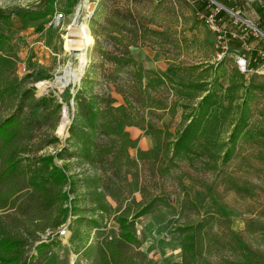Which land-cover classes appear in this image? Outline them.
<instances>
[{"label": "rangeland", "instance_id": "rangeland-1", "mask_svg": "<svg viewBox=\"0 0 264 264\" xmlns=\"http://www.w3.org/2000/svg\"><path fill=\"white\" fill-rule=\"evenodd\" d=\"M66 1L56 0L51 15L21 26L13 15L7 22L0 21V31L10 38L11 52L16 56L14 70L0 75L1 80L15 84L19 90H31L21 109L22 115H31L36 121L28 142L29 155L55 154L66 144L68 127L76 113L73 96L80 85L85 91L83 95L91 91L105 100L109 98L113 105L123 102L121 90L136 81L129 71L130 64L117 68L112 62L119 52L129 56L136 69L166 74L173 81L185 82L192 78L195 73L189 70L190 65L202 62L215 66L218 62L215 59L217 33L201 16L203 11L198 14L194 11L196 2L192 5L184 0H91L90 6L94 5V9L88 27L92 43L84 49L85 63L79 79L61 88L52 85L55 76L68 62H76L74 52L64 50V36L68 33L66 24L73 11V6L69 12L65 10ZM39 5L40 0H0L3 10L24 11ZM59 12L64 18L58 24L51 23L53 14ZM128 13L138 29L133 40L125 38L130 35ZM111 21L118 22L121 34L110 31ZM239 55L248 56L241 48L227 45L218 70L223 74L219 79L221 83L226 84L225 75L236 68L234 60ZM248 68L244 85L252 80L255 86L247 94L248 117L231 157L224 163L218 158L214 162L203 155L191 154L188 160H175V166L160 175L157 168L165 163L162 157L166 153L165 143L187 123L191 108L179 106L167 80L166 86L148 89L149 97L162 99L166 108L141 106L140 95L137 92L130 95L131 102L124 101L130 117L119 119L115 129L118 134L126 131L134 140V146L127 149L130 159H134L137 147L153 150L152 157L134 159L133 164L122 161L115 171L108 168L106 174L111 179L103 175V167L96 165L95 171L104 183L106 210L100 214L91 211L83 189H76L68 198L71 214L67 215L66 221L56 228L36 229L35 239L28 240L25 256L31 260L30 264H99L104 240L119 241L115 215L125 212V207L131 213L136 204H142L152 196H158L162 202L154 203L148 213L134 219V234L140 240L138 249L143 256L138 263L179 264L181 234L174 228L196 220L204 221L207 229L220 237L225 245L221 251L205 253L198 260L199 264H223L225 259L222 258L232 257L227 240L253 258L264 261V59L251 58ZM111 73L114 78H109ZM44 88L45 91L38 93ZM242 92L238 91V95ZM18 96L9 95L0 101V119L17 109ZM42 96L52 97V104L46 109L30 105ZM198 99L189 102L194 105ZM55 102L58 108L53 106ZM239 102L236 99L235 104ZM153 130H160L159 137L152 133ZM52 136L57 142L48 143ZM226 136L227 132H221L219 140H225ZM54 161L57 165L64 164L71 172L94 173L91 166L78 163L74 157H55ZM33 192L24 187L18 193L14 207L3 211L8 215L5 219L13 231L24 232L37 224L52 221V217L47 219L43 209L37 208ZM89 216L100 220L98 231L87 224ZM78 217L81 222L75 221ZM39 218L41 220H37ZM61 229H65V235L57 236L56 232ZM40 243L47 246L39 252L36 245ZM129 251L134 253L135 248L131 247Z\"/></svg>", "mask_w": 264, "mask_h": 264}, {"label": "trees", "instance_id": "trees-1", "mask_svg": "<svg viewBox=\"0 0 264 264\" xmlns=\"http://www.w3.org/2000/svg\"><path fill=\"white\" fill-rule=\"evenodd\" d=\"M214 1L223 8L229 9L235 16L249 20L264 33V0L254 4L244 0ZM55 2L56 0H40L37 8L24 11L0 8V21L7 22L11 15L19 20L20 26L26 22L40 20L52 14ZM75 2L76 0H67L65 10L69 12ZM212 7L214 5L212 3L208 5L205 0L196 1V5L193 6L195 12L203 11L204 13ZM128 17L130 35H125V38L133 40L136 38L138 29L132 15L128 13ZM213 19L216 25L224 31L223 38L227 45H234L241 49L244 44L248 46L246 54L249 60L253 58L256 49L264 50V37L259 34L254 36L252 30L239 19L233 23L234 16L226 10L219 8L213 15ZM110 26V31L121 34L122 30L118 22L111 21ZM240 35L242 38L239 37ZM15 61L16 56L11 52L10 38L0 31V75L12 72ZM112 62L117 68L130 64L129 71L132 72L131 75L135 77L136 82L132 85L127 84L126 90H121L123 102L116 105H113L109 98L105 100L96 93L92 94L91 91L83 95L85 91L80 85L73 96L76 113L68 127L69 135L65 139L66 144L55 154L29 155L28 142L36 121L31 115H22L21 109L31 90H19L15 84L1 80L0 76V101L5 100L9 95H19L17 109L0 119V264H30L31 260L25 256L28 240L35 239L36 229L43 231L47 226L56 228L66 221L67 215L71 214L68 211L71 210V207L68 208L67 205L68 198L76 189L80 187L83 189L91 205V211L100 214L106 210L102 189L104 183L95 171L96 165L103 167V175L111 179L106 174L108 168L115 171L122 161L133 164L134 159L143 160L152 157L153 150H142L137 147L134 159H130L127 149L134 146V140L126 131L118 134L115 129V124L119 119H129L130 112H127L124 101L130 103L129 97L135 92L140 95L141 106L166 108L162 99L149 97L148 89L153 90L161 85L166 86L167 80L172 85L169 89L172 90L179 106L183 109L191 108L187 123L173 139L165 143L166 153L162 156L165 163L157 168L160 175L168 173L169 168L175 166V160H188L191 154L193 156L203 155L207 160L214 162L218 158L220 163L226 162L231 157L248 117L247 94L255 87L252 80L244 85L245 73L235 68L230 73H226L227 82L223 84L219 81L223 74L218 72L222 66L221 60L216 62L215 66L198 62L189 66V70L196 72L193 71L195 73L193 77H189L184 82L173 81L166 74L136 69L133 60L124 52L116 54ZM108 76L112 77V73ZM142 77L144 81L141 80ZM45 89L38 90V93ZM240 90L243 92L238 95ZM194 98L199 99L193 105L189 101ZM236 99L240 100L238 104H235ZM52 102V97L42 96L30 105L46 109ZM53 106L58 108L59 105L55 102ZM221 132H227L223 141L219 140ZM152 133L159 137L161 132L153 130ZM100 137L105 139L99 140ZM53 142H57L55 136L48 140V143ZM221 147L223 149L220 152ZM55 157L59 159L74 157L78 163L91 166L94 173L71 172L64 164L57 165L54 161ZM112 183L109 184V190L112 188ZM26 186L34 190L33 201L37 208L43 209L44 215H47V219L52 217V221L49 224H37L36 227L24 232L13 231L5 219L8 215H5L3 211L14 207L18 201V193ZM156 202H162V199L152 196L144 203L136 204V208L131 213H128L129 208L125 207V212L121 211L115 215L114 220L119 227V241L114 243L104 240V251L98 259L99 264H140L138 261L143 260V256L138 249L140 240L134 234V219L148 213ZM40 215V218H43L44 215ZM40 218L37 220H41ZM75 221L81 222V218L78 217ZM70 224L69 222L68 226ZM87 224L97 231L100 228V220L97 217L89 216ZM174 229L181 234L179 264H199L198 260L205 253L220 250L225 246L220 237L214 236L202 220L179 225ZM46 246L45 243L37 244L36 250L40 252ZM227 246L231 249L232 257L222 258L225 259L223 264H264V261L253 258L250 253L243 252L233 242L227 240ZM131 247L135 248L134 253L129 251Z\"/></svg>", "mask_w": 264, "mask_h": 264}, {"label": "built area", "instance_id": "built-area-1", "mask_svg": "<svg viewBox=\"0 0 264 264\" xmlns=\"http://www.w3.org/2000/svg\"><path fill=\"white\" fill-rule=\"evenodd\" d=\"M92 1L91 0H76L75 4L73 5V11L70 14V20L66 24V29L69 26H73V25L76 26L77 25L79 27V29L81 31H83L82 26H84L87 33L91 36L90 30L88 27V22H89L90 15L93 13V9H94V5L90 6L91 4H93ZM184 1L194 5V2L200 1V0H184ZM205 1L208 3V5L210 3H212L214 5V7H212V9H210L207 13L201 14V16L204 17V19L208 23L209 27L214 32L217 33L218 51H217L216 57H215V59L217 61H220L223 58V55H224L225 50L227 48V43L223 38L224 31L221 30V28L216 25V23L214 22V19H213V15L215 14V12L219 8L226 10L230 15L234 16L233 23H236V19H239L248 28H250L252 30V34L254 36H256L258 34L261 35V31L259 29H257L249 20L241 19V18L235 16L233 12H231L229 9L223 8L220 4H218L214 0H205ZM196 13L198 14L199 12H196ZM63 18H64L63 13H61V12H59L57 14H53L51 23L53 22V23L58 24V22ZM81 22H83L84 24H81ZM64 31H66V30H64ZM66 35H67V33H66ZM239 37L242 38V35H240ZM89 45L90 44H87L86 46H89ZM86 46H85V48H86ZM242 50L246 53L248 51V46L246 44H244L242 46ZM258 59H264V50L263 49H256L255 50V54H254L252 60H258ZM249 61L250 60H249L248 56L239 55L234 60V65L236 66V68L238 69L239 72L247 73L249 71V68H248ZM56 234H57V236H64L65 235V229L58 230L56 232Z\"/></svg>", "mask_w": 264, "mask_h": 264}, {"label": "bare ground", "instance_id": "bare-ground-1", "mask_svg": "<svg viewBox=\"0 0 264 264\" xmlns=\"http://www.w3.org/2000/svg\"><path fill=\"white\" fill-rule=\"evenodd\" d=\"M81 24H84L81 22ZM83 31L76 26H69L68 33L64 36V50L73 51L76 58L75 63L68 62L62 69L60 74H57L52 81V85L64 87L68 83H74L79 79L85 63V46L92 43V37L87 33L84 26Z\"/></svg>", "mask_w": 264, "mask_h": 264}, {"label": "crops", "instance_id": "crops-1", "mask_svg": "<svg viewBox=\"0 0 264 264\" xmlns=\"http://www.w3.org/2000/svg\"><path fill=\"white\" fill-rule=\"evenodd\" d=\"M257 2L256 3H258L259 1H261V0H256ZM253 4H254V2H252ZM128 131H129V129H127Z\"/></svg>", "mask_w": 264, "mask_h": 264}, {"label": "water", "instance_id": "water-1", "mask_svg": "<svg viewBox=\"0 0 264 264\" xmlns=\"http://www.w3.org/2000/svg\"><path fill=\"white\" fill-rule=\"evenodd\" d=\"M222 6V5H221ZM223 7V6H222ZM251 25V24H250ZM262 37H264V33L261 32Z\"/></svg>", "mask_w": 264, "mask_h": 264}]
</instances>
